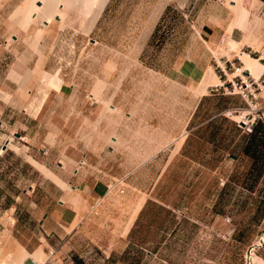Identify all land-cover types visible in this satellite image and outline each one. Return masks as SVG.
<instances>
[{"label":"crops","instance_id":"0c3cea01","mask_svg":"<svg viewBox=\"0 0 264 264\" xmlns=\"http://www.w3.org/2000/svg\"><path fill=\"white\" fill-rule=\"evenodd\" d=\"M26 1L0 0V9L8 3L21 8ZM72 1L66 0L71 10L62 19L55 15L53 25L92 21L88 34L61 33L57 26L51 32L49 21L44 22L49 31L26 33L29 37L21 34L20 40L31 38L40 47L47 36L53 42L63 39L67 43L63 54L72 58L80 48H88L87 40L99 46L96 54L102 58L110 49L170 81L199 86L213 66V50L223 36L229 32L231 40L243 39L240 29L232 26L233 14L221 0L203 1L196 19L190 15L198 0ZM61 2L58 8L64 9ZM186 3L192 8L184 11ZM81 6L83 11L78 9ZM36 16L33 14V20ZM14 38L19 40L17 35ZM15 50L22 55L28 49ZM8 51L12 52L0 53V73H5L4 78L0 76V229L4 227L3 232L9 227L27 253L17 264H87L88 255L106 264H130L121 260L126 249L140 259L139 264L155 255L151 249L197 245L200 229L192 219L225 231L226 226L217 219L231 214L225 201H232V188L264 180V129L246 134L221 115L226 109L242 106L238 95L211 90L215 84H208L188 114L186 131L171 135L168 131H80L90 103L85 90L74 83L44 90L35 84L25 101L32 108L17 109L3 99L2 91L14 96L22 87L29 67L19 58L9 66ZM250 52L241 51L240 56L253 58ZM56 53L53 47L41 51L47 56ZM253 59L256 66L246 68L258 77L264 55ZM240 61L245 62L241 57ZM112 71H117L116 63ZM101 73H95L96 79ZM217 79L222 82L219 75ZM181 134V139L166 146L171 137ZM152 151L157 152L141 159V153ZM253 153L258 157L251 158ZM120 178L125 182L123 193L114 189L107 194V183ZM101 197L103 202L96 208L119 218L122 227L103 229V215L94 210ZM8 207L15 209V217L7 227L2 216ZM208 235L202 241L215 240ZM262 248L264 258V241Z\"/></svg>","mask_w":264,"mask_h":264},{"label":"rangeland","instance_id":"374dc122","mask_svg":"<svg viewBox=\"0 0 264 264\" xmlns=\"http://www.w3.org/2000/svg\"><path fill=\"white\" fill-rule=\"evenodd\" d=\"M62 1L61 3L65 5L66 0ZM203 1L205 0H198L197 7H193L190 16H193L194 19H196L195 12L203 5ZM221 1L233 14L232 26L234 25L240 29L243 39L240 42H235L231 40L229 32H227L217 48L213 50V61L211 63L215 67L211 66L209 69L214 71L216 78L219 75L222 82L220 83L217 79V82L213 83L215 85H212L210 89L219 90L228 95H238L243 102L242 106H233L222 111L221 115L231 119L242 132L252 134L255 127L261 126L264 129V73L262 74V70L259 76L255 77L246 68L244 55L240 56V52L247 53L253 48L256 49L255 52H250L253 58H256L259 54L264 55V3H261L260 0H238L244 11L239 15L231 7L233 3L230 0ZM11 5L12 3H8L2 10L0 9V53L3 55L6 49L12 51L11 53L8 51L7 64L9 66L19 58L21 62L29 63V67L24 73L22 87L14 96L2 91L3 99L10 101L17 109H24L28 106L32 108L33 105L25 103L29 94H31L28 90H31L37 83L41 90L58 88L53 83L60 84L59 78H61L62 83H74L76 86H81L85 90L90 103L89 116L80 131H168L170 135L174 131H186L185 124L188 114L201 95L196 94L198 84L188 85L170 81L158 72L150 70L139 62L110 49L106 50L107 52L104 51L105 55L102 58V54H96L99 46L90 44L87 40L88 48H80L73 58L66 57L63 54L65 47H67V43L63 39L53 42L47 36L40 47L39 43L31 38L20 40L21 34L29 37L26 33L34 32L36 34L49 30L47 24L42 21L41 13L33 20L34 22L30 25V28L22 29L18 19L23 13L22 9L24 10L26 6L19 8L20 6L12 7ZM187 8L190 10L192 5L186 3L183 10L185 11ZM56 10L57 13L59 12V16H62V19L67 15V10H71V7L67 4L64 9H59L57 5ZM18 11L20 14H17ZM54 19L55 15L50 19L52 23L50 25H53ZM55 26L59 27L58 32L71 33L73 36L88 34L91 27L88 24H59L53 25L51 32L55 31ZM86 27L89 29L87 30ZM14 35L19 37L18 41L14 38ZM250 39L254 43H249ZM53 43L55 44L53 45ZM49 47L56 48L57 53L49 56L42 55L41 51H47ZM16 48L28 50H24L22 55H18ZM200 51L202 52V46ZM31 52H34V55ZM235 55L237 56L235 57ZM240 57L244 64L240 61ZM236 59L238 62L240 61V65L236 64ZM115 63L117 71L113 72V64ZM260 63L264 68V60H261ZM40 65H43L44 68H40ZM71 67L73 71H70ZM99 70H102V77L98 76L99 79H96L95 73ZM248 71L255 79L259 78L258 82H262L254 92L255 98H252L251 108L248 107L239 93L229 92L232 89L231 81L237 80L238 75H247ZM4 74L0 73V76L4 78ZM50 79L52 82H49ZM109 105L113 106V110L109 109ZM252 116L255 117L251 125L252 130L247 132L245 131L246 126L242 122L247 118L251 119ZM139 134H144V132H139ZM182 136L183 134L180 136L174 135L167 141L166 146L168 147L170 143L177 142ZM156 152H148L146 155L141 153V159L152 156ZM127 153L132 154L131 151ZM257 157L253 153L251 158ZM261 181V183L259 181L257 183V181L252 180L241 185L240 188L236 186L232 188V201H225L226 209L230 210L231 214L224 215L222 220L217 219V222L224 223L223 225L226 226L225 231H215L207 225L192 219L199 226L200 243L183 248L151 249L155 255L144 259L139 264H252L255 255L264 264V258L262 257L264 180ZM223 182L224 178L220 179V183L223 184ZM124 184L123 178L112 180L106 185V193L109 194L114 189L118 193H123ZM101 202H103L102 197L95 201L94 210H96V213H102L103 215V223L105 224L103 229H112L115 225L116 227H122L123 223L119 218L96 208ZM222 207L223 203L221 201L218 209L222 210ZM3 214H5L2 216L5 226H11L10 224L14 222L15 209L8 207L3 211ZM1 229L0 264H10L13 262L15 252L20 249V246L12 237L9 227L3 232H1ZM114 234H118V232L114 231ZM208 234L214 236L212 238L215 240L212 242L202 241L209 238ZM51 255L52 251L49 252V256ZM120 256L121 260H129L130 264H138V260L140 261L131 249H126L125 253ZM86 260L87 264H106L105 261L90 258V255L86 257ZM122 262L124 263V261H120V264H123Z\"/></svg>","mask_w":264,"mask_h":264},{"label":"bare ground","instance_id":"6f19581e","mask_svg":"<svg viewBox=\"0 0 264 264\" xmlns=\"http://www.w3.org/2000/svg\"><path fill=\"white\" fill-rule=\"evenodd\" d=\"M33 1V0H32ZM31 0L30 1H27L26 2V7H25V9L23 10L22 9V15H18L19 16V18L20 19H18L19 20V22H20V25H21V27H22V29H26L27 27H28V25H29V23L33 20V18H32V16H33V14L34 15H40V13H41V15H42V21L43 22H45V23H48L49 21H50V19L54 16V15H58L59 14V12L57 13V10H56V6H57V4H58V2H60V0H38V2H37V0H34L33 2H32ZM70 1H72V0H70ZM74 1V0H73ZM72 1V2H73ZM85 1V0H84ZM97 1V0H96ZM104 1L105 0H103L102 2L104 3ZM233 4H231V7L233 8V10L235 11V12H237V13H239V15H241L244 11L242 10V8L240 7V5H239V1L238 0H230ZM98 2V1H97ZM96 2V3H97ZM255 2V1H254ZM258 2V1H257ZM75 3V2H74ZM82 3V2H81ZM88 3H90V2H88ZM94 3H95V0H94ZM100 3V2H99ZM241 3V2H240ZM86 4V3H85ZM93 4V3H92ZM92 4L90 5V6H92ZM251 4H253V3H251ZM94 5H96V4H94ZM80 6V5H79ZM79 6H77V7H79ZM83 6V5H82ZM81 6V8H82V10H80V8H78L79 9V11H83L84 9H83V7ZM70 7V6H69ZM251 7H253L252 5H251ZM22 8V7H21ZM24 8V7H23ZM74 9H75V7H73ZM84 8H85V6H84ZM250 8V7H249ZM77 8H76V10H78ZM19 11H20V9H18ZM88 10V9H87ZM86 10V11H87ZM250 10V9H249ZM14 11V10H13ZM18 11V12H19ZM88 12V11H87ZM17 13V12H16ZM84 13V12H83ZM89 13H90V11H89ZM17 14H20V12L19 13H17ZM84 14H87V13H84ZM96 14H98L97 12H96ZM245 15V14H244ZM16 17V16H15ZM56 17V16H55ZM62 17V16H61ZM92 17H95V16H92ZM91 17V18H92ZM242 18V17H241ZM11 19V18H10ZM60 20V19H59ZM89 20H92V19H90L89 18ZM86 21H87V19H86ZM96 20H94V22H95ZM91 24H92V21H89ZM89 22H87V23H89ZM88 24V25H90V26H92L91 24ZM243 23V22H242ZM245 24V23H244ZM89 26V27H90ZM86 29L88 30L89 28L88 27H86ZM85 29V30H86ZM225 42H226V39H225ZM21 43V42H20ZM240 45V44H239ZM237 46H238V44H237ZM41 55V54H40ZM244 61H245V65L247 66V67H255L256 66V64H257V61L255 60V59H253V58H251V57H249L248 55H244ZM25 64V63H24ZM259 66V69H261L262 68V65H260V64H258ZM209 71H207V74H206V76L204 77V79H203V81L199 84V86H198V89H197V91H196V94H201V93H203V92H205L206 91V86L208 85V84H212V83H215L216 81H217V78L215 77V75H214V73H213V70H211V69H208ZM40 78V77H39ZM52 78V77H51ZM42 79V78H41ZM60 79V82H61V84H62V79L61 78H59ZM51 81V79L49 80V82ZM52 82V81H51ZM48 84V83H47ZM58 83H53V85H55L56 87H58V85H57ZM109 109H111V110H113V106L112 105H109ZM111 140V139H110ZM119 142V141H118ZM27 255V253L24 251V250H22L21 248L20 249H18L16 252H15V257H14V259H13V262L12 263H18V262H22V260L24 259V257ZM254 256V255H253ZM36 258V257H35ZM262 260L258 257V256H254L253 257V262H252V264H262Z\"/></svg>","mask_w":264,"mask_h":264},{"label":"built area","instance_id":"2783aa9c","mask_svg":"<svg viewBox=\"0 0 264 264\" xmlns=\"http://www.w3.org/2000/svg\"><path fill=\"white\" fill-rule=\"evenodd\" d=\"M263 72H264V68H263ZM237 80H232L231 81V91H229L230 93H239L244 100L246 101L247 105L249 108L252 107L253 101L252 98H255V90L256 88L260 87V84L262 82H258V79H255L251 73L248 71L247 75H238L237 76ZM263 81V80H262ZM255 85V87H254ZM251 97V99H250ZM255 117L252 116L251 119H246L242 122L243 125H245V131L250 132L252 130V123L254 122ZM82 165V161H79L78 166Z\"/></svg>","mask_w":264,"mask_h":264},{"label":"trees","instance_id":"16d2710c","mask_svg":"<svg viewBox=\"0 0 264 264\" xmlns=\"http://www.w3.org/2000/svg\"><path fill=\"white\" fill-rule=\"evenodd\" d=\"M253 131H263V128H261V126L259 127H255V129ZM254 133V132H253ZM252 133V134H253ZM254 142L256 143V141L254 139H252V143L254 144Z\"/></svg>","mask_w":264,"mask_h":264}]
</instances>
